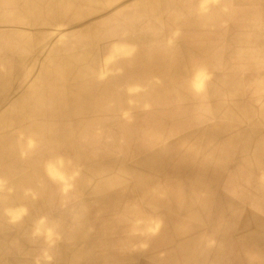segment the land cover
Masks as SVG:
<instances>
[{"label":"bare ground","instance_id":"1","mask_svg":"<svg viewBox=\"0 0 264 264\" xmlns=\"http://www.w3.org/2000/svg\"><path fill=\"white\" fill-rule=\"evenodd\" d=\"M258 115L264 0L0 3V264L220 262L214 173L264 264Z\"/></svg>","mask_w":264,"mask_h":264},{"label":"rangeland","instance_id":"2","mask_svg":"<svg viewBox=\"0 0 264 264\" xmlns=\"http://www.w3.org/2000/svg\"><path fill=\"white\" fill-rule=\"evenodd\" d=\"M7 1L3 2L2 4H6ZM167 6H169L168 4H166ZM165 6V7H167ZM254 100H250L248 101V105L254 104ZM264 116V115H263ZM263 116H255L256 119H260ZM219 118H223V116H219ZM255 127V126H254ZM259 128V127H256ZM264 129V128H263ZM188 131V130H187ZM184 133V132H182ZM218 144V143H217ZM223 159V158H222ZM221 159V160H222ZM220 160V161H221ZM220 161L217 160V163H219ZM227 163L232 164L233 162L229 161V159H226ZM225 163V164H227ZM214 180L212 181V184L209 187L210 190V197H211V202H210V207L207 208L208 212L205 215H201V219L200 220V224L201 225L199 228L201 229V227H203V229L210 235H217L219 232V229L221 228V225H218L219 219H224L225 220V227H223L221 230L224 231V236H220L221 239H217L215 240V238L213 239V243L215 244V246L221 244L224 249H223V254L221 253V256H223L220 260V262H217V259H211V263L209 264H222V261L224 262V264H255V260L253 259V256L248 253L247 250H254L255 245L251 244V243H246L245 241H242L240 239L237 238L236 236V229H237V222H233V220L235 221V217L233 216L234 214H232L231 210V205L229 203V199L231 198L229 196V193L224 190L223 186L225 185L226 178H222V175L219 174H215ZM220 179V180H219ZM223 195V196H222ZM219 198V199H218ZM218 202V203H217ZM226 204V205H224ZM224 207V208H223ZM223 208V209H221ZM158 211H162L158 212ZM157 212L163 217L162 219H164L166 217V219H171L172 217L175 219L177 218V209L173 208V207H163L160 208ZM231 212V213H230ZM168 213V214H167ZM227 214V216H226ZM169 215V217H168ZM227 218H226V217ZM203 217V219H202ZM206 220V221H205ZM237 220V218H236ZM170 223H173L172 220L170 221ZM153 233H155L153 231ZM141 249L143 250V248L140 246V248L138 247L137 250ZM231 252H236L237 254L234 256H231ZM231 254V255H230ZM142 260H138L137 262H130V264H150L152 261L149 260V258H141ZM46 263H50L52 261L51 258L46 259ZM14 261H18L21 262V260H13ZM199 263V262H198ZM258 264H263L262 259H260L258 262ZM10 264H12L10 262ZM93 264V263H91ZM196 264V262H195Z\"/></svg>","mask_w":264,"mask_h":264},{"label":"crops","instance_id":"3","mask_svg":"<svg viewBox=\"0 0 264 264\" xmlns=\"http://www.w3.org/2000/svg\"><path fill=\"white\" fill-rule=\"evenodd\" d=\"M5 1H7L6 2V4H8V3H10V1L11 0H0V3L2 4L3 2H5ZM2 5H4V4H2ZM130 22V21H129ZM126 23H128V22H126ZM144 34L142 33V36H143ZM146 35V34H145ZM106 44H113V43H110V41L109 42H107ZM111 46V45H110ZM106 48V47H105ZM69 52H71V53H73L74 51L72 50V51H69ZM19 53H23V52H19ZM42 53H47L46 51L45 52H42ZM102 53H103V50H102ZM19 55H21V54H19Z\"/></svg>","mask_w":264,"mask_h":264}]
</instances>
